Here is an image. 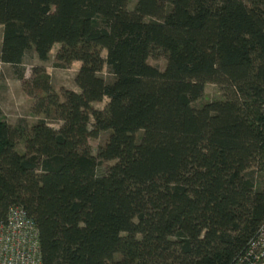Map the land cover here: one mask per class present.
I'll list each match as a JSON object with an SVG mask.
<instances>
[{
  "label": "trees",
  "instance_id": "trees-1",
  "mask_svg": "<svg viewBox=\"0 0 264 264\" xmlns=\"http://www.w3.org/2000/svg\"><path fill=\"white\" fill-rule=\"evenodd\" d=\"M0 25V61L45 117H0V223L21 205L42 264H236L264 219V0H0ZM55 44L78 92L24 76ZM206 83L224 99L196 108Z\"/></svg>",
  "mask_w": 264,
  "mask_h": 264
},
{
  "label": "rangeland",
  "instance_id": "rangeland-1",
  "mask_svg": "<svg viewBox=\"0 0 264 264\" xmlns=\"http://www.w3.org/2000/svg\"><path fill=\"white\" fill-rule=\"evenodd\" d=\"M134 3V1L130 3L131 8L134 6ZM2 30L3 27L0 25V45L2 41ZM58 47V44L53 46L49 58L46 61H40L32 52L28 53L23 64L24 76L25 78H30L32 67L41 65L44 66L46 72L50 75V83L55 91L60 92L62 89H72L78 92L79 88L75 84V75L80 66V62L75 61L67 68L56 66L54 56ZM102 55L104 57L106 56L105 50L102 51ZM147 61L160 70H163L166 66V58L164 56L157 58L149 57ZM100 75L107 81H111L113 78L106 67L103 68ZM222 99H224V95L220 87L214 83H206L203 95L195 100L192 105L196 108H200L207 102ZM107 101L108 99L104 98L100 102H94L93 106L101 109L105 106ZM32 106L33 99L24 92L21 81L16 78L12 66L0 61V117L7 123L13 126H19L24 132H27L38 120L45 118L43 114H34ZM47 121L53 128H58L61 124L54 116H51ZM109 134V130L103 131L97 138L88 140L92 154L95 155L98 147L104 145ZM16 149L20 153L24 152L23 141L18 143ZM113 162L114 161L100 162L97 166V172L103 171L106 166ZM115 258L120 259L121 255L116 254Z\"/></svg>",
  "mask_w": 264,
  "mask_h": 264
},
{
  "label": "built area",
  "instance_id": "built-area-1",
  "mask_svg": "<svg viewBox=\"0 0 264 264\" xmlns=\"http://www.w3.org/2000/svg\"><path fill=\"white\" fill-rule=\"evenodd\" d=\"M0 264H42L38 229L21 205L10 206L0 223ZM236 264H264V219Z\"/></svg>",
  "mask_w": 264,
  "mask_h": 264
},
{
  "label": "crops",
  "instance_id": "crops-1",
  "mask_svg": "<svg viewBox=\"0 0 264 264\" xmlns=\"http://www.w3.org/2000/svg\"><path fill=\"white\" fill-rule=\"evenodd\" d=\"M2 32H3V30H2ZM0 47H1V45H0Z\"/></svg>",
  "mask_w": 264,
  "mask_h": 264
}]
</instances>
